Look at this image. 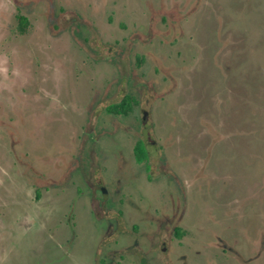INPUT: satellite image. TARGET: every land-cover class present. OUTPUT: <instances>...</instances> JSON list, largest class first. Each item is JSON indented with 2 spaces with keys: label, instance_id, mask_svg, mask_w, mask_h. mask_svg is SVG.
Segmentation results:
<instances>
[{
  "label": "rangeland",
  "instance_id": "rangeland-1",
  "mask_svg": "<svg viewBox=\"0 0 264 264\" xmlns=\"http://www.w3.org/2000/svg\"><path fill=\"white\" fill-rule=\"evenodd\" d=\"M0 264H264V0H0Z\"/></svg>",
  "mask_w": 264,
  "mask_h": 264
},
{
  "label": "trees",
  "instance_id": "trees-1",
  "mask_svg": "<svg viewBox=\"0 0 264 264\" xmlns=\"http://www.w3.org/2000/svg\"><path fill=\"white\" fill-rule=\"evenodd\" d=\"M25 21V19H20ZM134 98L130 95H125L120 102L112 104L106 108V111L112 115H127L132 109V103ZM135 156L138 162H142L147 159V152L143 141H138L134 147ZM175 235L179 236L178 230H175Z\"/></svg>",
  "mask_w": 264,
  "mask_h": 264
},
{
  "label": "flooded vegetation",
  "instance_id": "flooded-vegetation-1",
  "mask_svg": "<svg viewBox=\"0 0 264 264\" xmlns=\"http://www.w3.org/2000/svg\"><path fill=\"white\" fill-rule=\"evenodd\" d=\"M20 19H25V18H23V17H19V22H18V25H19V27L20 28H23V26H25V24H26V19H25V21H21ZM99 192H100V196H101V198H99V200L101 201V202H103V204H105L106 202H107V192H106V189L105 188H102V187H100L99 189ZM69 218L71 219V215H73L72 214V212L71 213H69Z\"/></svg>",
  "mask_w": 264,
  "mask_h": 264
}]
</instances>
